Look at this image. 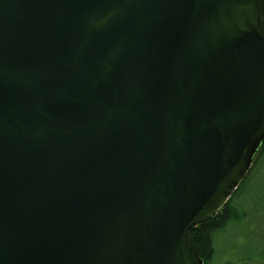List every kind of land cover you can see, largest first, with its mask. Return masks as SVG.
<instances>
[{
	"label": "water",
	"instance_id": "1",
	"mask_svg": "<svg viewBox=\"0 0 264 264\" xmlns=\"http://www.w3.org/2000/svg\"><path fill=\"white\" fill-rule=\"evenodd\" d=\"M264 141V0H0V264H205Z\"/></svg>",
	"mask_w": 264,
	"mask_h": 264
},
{
	"label": "rangeland",
	"instance_id": "2",
	"mask_svg": "<svg viewBox=\"0 0 264 264\" xmlns=\"http://www.w3.org/2000/svg\"><path fill=\"white\" fill-rule=\"evenodd\" d=\"M264 154H257L247 191L235 198L242 221L231 223L215 237L216 254L211 264H264ZM258 173V174H257Z\"/></svg>",
	"mask_w": 264,
	"mask_h": 264
},
{
	"label": "trees",
	"instance_id": "3",
	"mask_svg": "<svg viewBox=\"0 0 264 264\" xmlns=\"http://www.w3.org/2000/svg\"><path fill=\"white\" fill-rule=\"evenodd\" d=\"M259 151L261 155L262 153L264 154V141ZM255 159L256 158H254V161ZM254 161L249 171L245 174L242 182L238 185L237 189L232 193L223 207L208 220L193 226L190 229V236L192 237L194 245L205 264H211L214 261L216 254V235L225 230L231 223L243 220V213L240 209V204L239 202L236 203L235 198L239 195L242 196L247 191V186L249 184L248 176L251 170L256 167ZM263 163V159L262 161L260 160L258 164V172H260L263 167Z\"/></svg>",
	"mask_w": 264,
	"mask_h": 264
}]
</instances>
